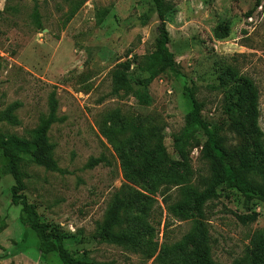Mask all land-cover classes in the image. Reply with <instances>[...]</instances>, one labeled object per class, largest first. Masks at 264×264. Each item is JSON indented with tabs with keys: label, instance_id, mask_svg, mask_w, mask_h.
Returning <instances> with one entry per match:
<instances>
[{
	"label": "rangeland",
	"instance_id": "rangeland-1",
	"mask_svg": "<svg viewBox=\"0 0 264 264\" xmlns=\"http://www.w3.org/2000/svg\"><path fill=\"white\" fill-rule=\"evenodd\" d=\"M168 48L183 78L160 74L141 82L155 52L157 27L150 0H0V113L14 106L17 125L0 132L28 137L48 113L54 94L59 122L48 134L61 173L22 163L26 197L41 222L57 226L76 259L109 264H184L191 241L204 226L216 264L242 261L264 235V202L246 200L224 186L207 203L203 218L192 209L191 195L207 175L201 147L189 155L191 174L175 168L173 136L185 126L190 107L183 96L191 81L203 104L202 118L220 130L229 145L247 148L264 181V161L251 132L229 131L231 94L243 90L228 72L252 79L259 93L258 127L264 133V0H167ZM35 10L41 30L35 22ZM147 23V24H144ZM125 73L131 91L114 94V74ZM247 123L246 120H244ZM248 124V123H247ZM202 145L206 138L197 132ZM166 150L167 163L147 180L139 151ZM101 159L93 168L90 160ZM0 153V264H62L55 254L42 258L35 235L20 223L11 205L14 182L4 175ZM118 195L127 202L123 229L139 234L136 251L101 244L96 225ZM257 215L253 222L238 217Z\"/></svg>",
	"mask_w": 264,
	"mask_h": 264
},
{
	"label": "trees",
	"instance_id": "trees-1",
	"mask_svg": "<svg viewBox=\"0 0 264 264\" xmlns=\"http://www.w3.org/2000/svg\"><path fill=\"white\" fill-rule=\"evenodd\" d=\"M261 0H256V6ZM153 8L152 17H145L147 21L155 19L158 23L155 52L149 57L144 72L148 78L141 82V91L145 95L147 84L160 74L167 73L173 79L183 78L177 69L174 56L170 52L169 35L165 25V16L173 10L167 0H150ZM35 10L34 19L41 30ZM147 24V23H144ZM129 63L120 65V70L114 74V94L123 92L127 95L131 89L125 73L129 70ZM230 76L243 86L237 87L231 94L232 102L227 110L229 131L239 137L249 136L253 139L257 154L264 161V133L258 127L259 93L252 79L240 75L236 70H228ZM183 96L189 104L190 110L185 117V126L179 135L173 136V149L178 161L172 163L175 168L183 169L191 174L189 155L195 148L201 147L200 159L207 166V175L198 181L199 189L191 195L192 209L201 218L207 203L218 198L220 187L224 186L238 192L246 200L264 202V181L256 183L251 179L255 169L254 161L247 148L229 145L227 138L220 134V130L211 127L202 118L203 104L197 99L191 81H185ZM48 113L41 118L37 127L28 137H18L13 134L0 132V153L5 160L4 175L10 176L14 186L10 189L11 205L20 207V223L31 231L37 239V251L42 258L55 254L62 264H109L95 261L76 259L66 249V236L59 227L41 222L37 206L28 201L26 187L21 173L22 163H30L51 173H61L53 157V147L49 143L48 134L51 127L59 122L57 116L58 104L54 94L48 99ZM14 106L0 113V125H17V119L12 112ZM247 123H245V121ZM202 133L206 140L200 145L195 133ZM142 164L134 177L146 181L148 176L167 163L166 150L159 145L154 151H139ZM102 162L101 159L90 160L87 168H93ZM127 202L116 195L108 205L104 217L96 225L94 239L101 244L119 247L131 252L136 251L139 234L123 229V210ZM257 215L238 217L242 223L253 222ZM192 251L186 257L184 264H216L211 256L212 243L204 226L198 230L196 240L191 241ZM232 264H264V235L255 244L249 256L242 261Z\"/></svg>",
	"mask_w": 264,
	"mask_h": 264
}]
</instances>
